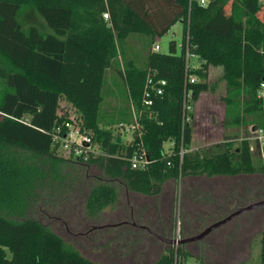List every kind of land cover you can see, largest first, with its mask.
Returning <instances> with one entry per match:
<instances>
[{
    "label": "trees",
    "instance_id": "1",
    "mask_svg": "<svg viewBox=\"0 0 264 264\" xmlns=\"http://www.w3.org/2000/svg\"><path fill=\"white\" fill-rule=\"evenodd\" d=\"M203 1L0 0V264H110L91 261L67 244L31 215L34 204L68 217L67 205L79 200V216L89 222L115 209L122 190L155 196L168 179L264 173V162L254 165L245 136L192 148L193 114L186 112L191 119L183 121L184 98L190 91L193 106L201 92L214 88L211 67H221L225 123L264 125V98L257 96L264 81V0ZM30 8L52 33L23 25ZM225 15L226 24L215 27ZM177 21L179 52L175 43L167 52L150 51L155 37ZM128 36L142 40L135 48L140 59L128 48ZM186 52L196 57V67L187 71L197 77L194 82L186 79ZM111 66L124 78L125 105L107 113L102 103ZM147 74L166 82L148 106L141 102ZM133 112L149 156L146 168L130 165L138 138L123 143L120 136ZM67 121L79 125L96 152L84 145L79 155L61 149ZM168 140L171 153L163 148ZM130 228L142 240V230ZM188 254L185 246L168 245L151 264H183ZM197 256L202 262V254ZM258 264H264V230Z\"/></svg>",
    "mask_w": 264,
    "mask_h": 264
},
{
    "label": "rangeland",
    "instance_id": "2",
    "mask_svg": "<svg viewBox=\"0 0 264 264\" xmlns=\"http://www.w3.org/2000/svg\"><path fill=\"white\" fill-rule=\"evenodd\" d=\"M226 16L218 18V21L214 22L215 25H213L217 28L223 27L226 24ZM22 18L24 26L34 24L44 33L53 32L32 8L27 9ZM260 18L264 19V6L260 12ZM181 29L180 21L175 22L165 33L156 36L154 43L160 46V51H169L171 43L180 44ZM125 40L128 48H132L133 54L137 53L135 48H140L143 45L139 38L128 36ZM176 52H179L178 46ZM128 55L130 57V53ZM137 55L136 57L140 59V56ZM117 61L121 63L123 59L118 57ZM195 61L196 57H193L192 62L194 64ZM221 72V67L210 69L208 82L213 83L214 88L201 92L198 99L193 103L192 148L220 142L225 136L244 137L250 133L249 125L229 126L225 123L222 100L224 81L220 78ZM105 76L107 95L102 103L103 111L110 113L114 108L123 110L125 100L121 88L125 89L126 87L123 76L113 66L106 69ZM60 105L63 109H68L70 115L73 116L74 113L66 101L61 100ZM110 127L115 131L118 125L113 123ZM131 132L132 130H121L123 143L129 138ZM234 145H237V142H234ZM164 147L166 149L170 147L168 141L164 143ZM259 162L253 158L255 166H258ZM90 172L92 174L98 173L95 169H91ZM233 197L238 198L240 203L264 199V173L256 171L252 174L236 176L179 177L165 183L163 193L157 200L122 190L115 209L106 208L98 220L89 222L96 225L108 221L115 223L127 217L129 205L132 204L136 207L140 205L143 207L140 209L150 213H155L153 210L158 209L161 204H165L170 209L176 236L179 229L184 234L197 233L211 220L218 219L230 212L234 201ZM223 200H226L225 204ZM80 205L79 200L74 203L73 207L67 205L68 217H62V214L61 216L58 215L67 220L66 225H63L55 211L49 210L45 206L40 207L38 204L32 206L31 215L49 225L67 244L94 262L151 264L166 247L154 238H147L146 240L136 238L135 229H131L127 225L89 230L86 227H78L76 223L80 213ZM155 207L157 208L155 209ZM244 214L238 220L232 219L225 225L211 231L203 239V249L204 254H207L206 261L208 264H258L260 233L264 230V206ZM144 218L149 220L147 216ZM65 226L72 233L67 231ZM85 231L86 233H83ZM212 239H216L215 243L211 242ZM192 246L193 242H190L185 247L189 254L183 264H204L195 255ZM218 255L220 260L217 263L215 257Z\"/></svg>",
    "mask_w": 264,
    "mask_h": 264
},
{
    "label": "built area",
    "instance_id": "3",
    "mask_svg": "<svg viewBox=\"0 0 264 264\" xmlns=\"http://www.w3.org/2000/svg\"><path fill=\"white\" fill-rule=\"evenodd\" d=\"M204 1L201 0V3ZM103 17L105 19L108 18V13L104 12ZM179 48L181 47L180 44L177 45ZM160 46L157 43H153L150 47V51H159ZM194 55L189 54L186 52L185 55V66H186V79H188L190 82H194L197 80V77L189 73L190 69L196 67V61L195 64L192 62ZM166 84L165 80L158 79L155 82L151 80L149 77V74L146 75V82L142 94V104L145 105H151L153 102L154 96L161 95L164 91V85ZM190 91L186 93V96L184 98V104H183V110L185 112L183 121L187 122L191 119V116L189 114H186L188 111H192V105L189 102L190 100ZM257 96L264 98V81L260 82L259 88L257 90ZM70 119H75L74 116H70ZM64 132L60 136L61 141V149L63 151H67L72 149L73 154L79 155L81 152V146H87L89 147L93 152H96L97 147H91V140L90 138L80 131L79 125L76 124L74 121H67L64 123ZM121 130H132L129 138L126 140V143H129L133 138H138L140 147L138 150H135L134 153L131 156L130 159V165L132 168H146L149 163V156L147 154L146 149L143 146L142 140H141V126L137 121V117L135 113L133 112V119L132 122L129 125H125ZM249 135L245 136L248 140L249 145V151L251 153L252 158L259 160L260 162H264V125H249ZM122 136V134L120 135ZM167 142V141H166ZM169 148L166 149L163 144L164 152L171 153L172 147H173V141L168 140ZM180 156L182 155V149L180 150ZM84 161L87 159L86 157L82 158ZM179 233V230L178 232ZM177 240L178 238H174ZM174 247H176L178 244L174 243L172 244ZM176 263V260H175ZM190 264V263H189Z\"/></svg>",
    "mask_w": 264,
    "mask_h": 264
},
{
    "label": "flooded vegetation",
    "instance_id": "4",
    "mask_svg": "<svg viewBox=\"0 0 264 264\" xmlns=\"http://www.w3.org/2000/svg\"><path fill=\"white\" fill-rule=\"evenodd\" d=\"M234 198V197H233ZM225 201V202H224ZM249 202H251V201H247L246 203H240L239 201H238V198L236 199V198H234V201H233V204H232V210L231 211H233L236 207H238V206H243V205H246L247 203H249ZM223 203L225 204L226 203V200H223ZM129 212L127 213V217H125V218H123V219H121V220H119V221H123V220H127V221H131V220H135V221H137V222H141V223H145L146 225H148L152 230H154L155 232H157V233H159V234H161V235H163V236H166L167 238H181V237H186V236H191V235H194V234H196V233H188V234H184V233H177V236H176V229H175V225H174V222L172 221V218H171V213H170V211H167L165 214H162V215H160V214H158V213H154V212H147L146 210V212L143 210V209H140V208H143V207H141L140 205L139 206H134L133 204L132 205H129ZM254 210H256V209H254ZM253 210V211H254ZM230 211V212H231ZM230 212H227L226 214H224L223 216H225V215H227L228 213H230ZM249 213V212H248ZM245 215V214H244ZM149 217V220L151 219V221H149V220H147V219H145L144 217ZM223 216H221V217H219L218 219H220V218H222ZM242 216V215H241ZM241 216H239L240 218H241ZM239 217H235V218H233V219H237L238 220V218ZM218 219H215V220H211V222H214V221H216V220H218ZM119 221H117V222H119ZM86 222H88V221H86L84 218H83V216H79L78 217V220H77V223L80 225V226H82L83 228H85L86 227V229H90V227L88 228V224H86ZM210 222V223H211ZM63 223V225L65 224L66 225V223L63 221L62 222ZM88 223H90V222H88ZM105 223H112V222H105ZM155 224H157V225H155ZM122 225H127V224H122ZM238 225V224H237ZM240 225V224H239ZM118 226H120V225H118ZM127 226H130V225H127ZM206 226V225H205ZM104 228H107V227H104ZM237 228H238V226H237ZM65 229L67 230V231H69L67 228H66V226H65ZM102 229V228H101ZM203 229V228H202ZM201 229V230H202ZM87 230V231H88ZM142 230V233H143V238H142V240H146L147 238H154L156 241H158V242H160V243H162V244H164L165 246H168V245H170V244H166V243H164V242H161L160 240H158L156 237H154V236H152V235H147V233H146V231L145 230H143V229H141ZM200 230V231H201ZM199 231V232H200ZM70 233H72L71 231H69ZM83 233H86V231L85 232H83ZM198 233V232H197ZM209 234V233H208ZM207 234V235H208ZM206 235V236H207ZM176 236V237H175ZM206 236H204L203 237V239L206 237ZM215 240L216 239H212V241L211 242H213V243H215ZM203 241L204 240H201V241H191V242H193V246L191 247L192 248V250L194 251V253H195V255H199V254H202L203 255V253H204V249H203ZM190 243V242H189ZM189 243H186V244H184L183 246H187ZM172 245V244H171ZM206 252H207V249L205 250ZM218 257H219V255L217 256V257H215V261L218 263L219 262V260L220 259H218Z\"/></svg>",
    "mask_w": 264,
    "mask_h": 264
},
{
    "label": "water",
    "instance_id": "5",
    "mask_svg": "<svg viewBox=\"0 0 264 264\" xmlns=\"http://www.w3.org/2000/svg\"><path fill=\"white\" fill-rule=\"evenodd\" d=\"M116 141L120 142V136H116ZM263 206H264V199L254 200V201L247 203L246 205L238 206L233 211H231L227 215L223 216L222 218L204 226L200 232H198L194 235H191V236L178 238L177 240H175L174 238H167L166 236H163V235L155 232L154 230H152L145 223L137 222L135 220H131V221L123 220V221H119V222H115V223H102V224H98V225L86 222V224H88L90 226V229H101L104 227H115L118 225L127 224L130 226H134V227L145 230L147 235H152V236L156 237L158 240H160L161 242H164L166 244L171 245V244L177 243V244H180L183 246L184 244L189 243L191 241H201V240H203V237L206 236L208 233H210L211 231L225 225L227 222H229L233 218L239 217L244 213H247L249 211H252L256 208H260Z\"/></svg>",
    "mask_w": 264,
    "mask_h": 264
},
{
    "label": "crops",
    "instance_id": "6",
    "mask_svg": "<svg viewBox=\"0 0 264 264\" xmlns=\"http://www.w3.org/2000/svg\"><path fill=\"white\" fill-rule=\"evenodd\" d=\"M212 68V67H211ZM210 68V69H211ZM209 72H210V70H209ZM192 144V143H191ZM169 180H175V179H168V180H166L164 183H163V185H162V189H161V191H160V193H158L157 195H155V196H143V195H141V194H139L140 196H143V197H147V198H155L156 200L159 198V196L160 195H162V193H163V187H164V185H165V183H167ZM134 194H138V193H134ZM163 203V202H162ZM166 207V208H165ZM168 206H165V204H161L159 207H158V209H156L157 207H155V209L156 210H153V211H155L156 213H158V214H160V215H162V214H165L167 211H170V209H169V207L167 208ZM171 213V212H170ZM202 257V261L204 262V264H208L207 263V261H206V258H207V254L205 255L204 253H203V255L201 256ZM240 264V263H239Z\"/></svg>",
    "mask_w": 264,
    "mask_h": 264
}]
</instances>
